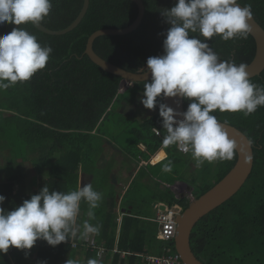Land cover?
<instances>
[{
  "label": "trees",
  "instance_id": "obj_1",
  "mask_svg": "<svg viewBox=\"0 0 264 264\" xmlns=\"http://www.w3.org/2000/svg\"><path fill=\"white\" fill-rule=\"evenodd\" d=\"M143 1L146 12L137 29L125 35H103L94 42V49L102 58L133 72L146 71L147 59L164 52L163 41L170 25L162 11L170 9L177 2ZM239 2L243 6L251 5L253 16L264 28V0ZM83 3L84 0H52L51 12L41 23L53 30L66 28L78 16ZM137 14L138 6L132 0H90V7L83 20L66 34L44 33L31 22L20 26L8 23L0 25V35L10 33L14 27H21L34 34L42 46H51L53 49L44 69L35 73L30 80L17 82L1 94L0 140H4L0 145L14 149L16 140L11 138L16 136L27 150H37L24 157L37 171V176H34L36 189L27 192L22 188L16 189V184L20 181L17 174L6 181H0V194L6 197L3 205L6 210H14L25 199L38 194L45 185L50 191L64 193L79 188V164L84 161L85 142L90 134L99 129L104 119H108L114 111L115 103L134 99L144 92L146 81L134 83L127 89L132 91L129 95L121 94L122 78L103 70L85 54L88 38L93 32L102 28L126 27L135 20ZM207 42L221 59L236 64L250 63L256 52V42L251 34L246 39L227 41L217 35ZM250 80L264 86V71ZM158 101L163 102V98H158ZM189 103V100L184 99L185 110ZM6 111L9 113L5 114ZM213 114L219 121L236 125L244 131L246 126H251V132H256L255 139L252 133H248L257 142L254 147V166L248 181L235 196L199 220L192 230L191 247L206 264H264V106L258 107L248 116L242 112L218 110ZM162 119L158 110L152 117L140 122L137 129H133L134 145L130 147V152L147 158L163 147L167 156L153 166L161 167L163 175L167 174L166 182L173 183L186 166L193 170L197 167L192 168V163L196 162L191 153H183L175 145L165 146L164 139L153 131V127H158L165 137ZM141 142L147 146V150L138 147ZM91 148L93 145L88 146V150ZM56 150H60L62 156L52 161L51 157ZM162 155L163 153L156 156L154 161L161 159ZM237 155L236 152L231 160H218L219 166L215 162L206 161L199 168L202 173L219 168V181L234 166ZM19 159L15 158V161ZM169 162L172 164L171 171H163V165ZM45 167H49L46 176L43 174ZM172 172L176 174L174 179L171 178ZM198 178L199 175L193 174L189 183H198ZM137 183L142 184L141 188L150 186L153 195L145 199L140 188L133 189V185ZM152 185L153 183L140 180L138 174L125 193L123 206L128 202L137 203L139 208L141 206L140 213H144L146 206L152 207L157 201L166 202L169 206L179 205L182 210L189 206L191 200L186 196L176 197L170 188L160 189L161 184L158 182L155 186ZM214 185L205 187L201 193ZM100 193L102 200L99 207L93 210L95 219L89 218V206L82 201L77 226H83L86 220L93 225H101L94 240L112 251L119 222L118 212L114 209L117 205L116 199L112 197L110 203L108 197L115 192ZM135 208L139 209L137 206ZM84 212L86 216L83 215ZM156 235V223L125 215L118 241L119 250L131 252L128 256L129 264H147L148 261L135 255L136 253L163 255L168 253L166 248H171L170 253H177L174 242L160 240ZM72 241L78 242V247H73ZM28 251L29 255L26 256L24 250L12 246L7 253H0V264H39L40 261H47V264H66L68 259L75 260L78 264H87L89 259H97L96 252L88 249L85 239H80L79 235L57 246H50L45 240L38 239ZM124 262L121 254L117 252L112 264ZM99 264L104 263L99 261Z\"/></svg>",
  "mask_w": 264,
  "mask_h": 264
},
{
  "label": "clouds",
  "instance_id": "obj_2",
  "mask_svg": "<svg viewBox=\"0 0 264 264\" xmlns=\"http://www.w3.org/2000/svg\"><path fill=\"white\" fill-rule=\"evenodd\" d=\"M51 9L52 0H0V25L31 22L38 26ZM162 15L170 28L163 41V54L147 59L143 73L150 72L151 81L144 83L141 102L152 110L159 103L166 132L163 144L191 153L197 168L205 161L231 160L240 145L213 113L251 115L264 106V86L251 82L246 63L222 60L207 40L217 35L225 41L246 39L253 30L251 5L241 6L239 0H177ZM52 51L51 46H42L34 34L21 27L0 35V89L30 80L46 67ZM165 97H180L190 103L181 112L158 101ZM171 167V162L166 163L163 171H171ZM5 200L0 194V253L14 246L27 256L38 239L57 246L77 235L86 239L100 232L101 225L87 220L82 231L77 227L81 202L88 204L87 215L95 219L93 210L102 200V193L90 183L67 193L50 191L45 185L14 210L3 207ZM99 261L89 259L87 264ZM66 264L78 262L68 259Z\"/></svg>",
  "mask_w": 264,
  "mask_h": 264
},
{
  "label": "water",
  "instance_id": "obj_3",
  "mask_svg": "<svg viewBox=\"0 0 264 264\" xmlns=\"http://www.w3.org/2000/svg\"><path fill=\"white\" fill-rule=\"evenodd\" d=\"M138 6V14L135 20L128 26L123 28H102L93 32L87 41L85 54L90 59L100 66L103 70L118 75L122 78L120 84V91H124L129 86L136 82H143L151 80V73L133 72L124 69L104 58H102L94 49V42L96 38L103 35H125L137 29L146 12L143 0H132ZM241 6H243L241 4ZM90 7V0H84L81 11L75 20L66 28L53 30L40 23L38 26L33 24L38 30L50 35H62L74 30L85 17ZM253 30L250 33L256 42V52L253 60L248 63V71L250 78L260 75L264 71V28L253 16L252 21ZM163 54V53H162ZM161 55V54H160ZM223 60V59H222ZM131 83V84H130ZM163 103L176 108L178 111H186L184 108V99L180 97L163 98ZM182 117H178L180 119ZM222 122V121H220ZM230 137L234 138L240 145L237 149V161L234 166L226 173V175L217 182L213 187L201 194L199 197L191 200L189 206L182 210L177 215L178 228L177 234L174 238L175 248L177 253L181 256L183 264H206L200 260L194 253L191 247L192 230L196 224L204 216L211 211L230 200L238 191L245 185L254 166V151L252 141L239 128L226 122H222ZM243 149V150H241ZM250 157V159H249ZM166 208L165 205L161 206Z\"/></svg>",
  "mask_w": 264,
  "mask_h": 264
},
{
  "label": "crops",
  "instance_id": "obj_4",
  "mask_svg": "<svg viewBox=\"0 0 264 264\" xmlns=\"http://www.w3.org/2000/svg\"><path fill=\"white\" fill-rule=\"evenodd\" d=\"M131 86H129L128 88H130ZM124 91H121V92H124ZM142 95L143 93H139L134 99L132 98L124 99L119 104L115 103L113 105V108L116 106V109L119 110L121 114H126L134 119H140L139 118L141 116L140 112L141 110L145 109L143 108V103L141 102ZM106 120L107 119H104L102 121V124L100 125L99 129H97L96 131H93L90 134L89 139L86 140L85 142V148L83 147L85 149L84 161H82L79 164L78 187H82L83 185L90 183L93 189L98 192H104V191L115 192L114 195L111 194V196L108 197V202L112 203L111 201L112 197H115L116 202H117V205L116 207H114V209L118 212L117 222H119V224L117 225L118 230L116 234V237H117L116 242L112 250L114 251V255L112 254L113 256L111 258H107L105 260H100V261L102 262L104 261L103 263L105 264H112V261L114 260V257L118 252L121 254L122 259L125 260L124 264H129L128 256L129 254H131V252L120 251L119 245H118L124 216L125 215L136 216V217L142 218L143 220L151 221L157 224V222H155L153 219L157 216L159 211L162 209L161 206L162 205H165L166 207L169 206V204L166 202L157 201L152 205V207L146 206L144 208L145 210L144 213H140L139 210L141 206L139 208L137 203L134 204V203L128 202V204L124 207L122 200L125 196L126 191L133 184V181L135 180L137 175L140 174V180H143L147 183L149 182L150 184L153 183L154 186L156 185L158 181L161 184L160 189H164L165 187L168 186V188L170 187L171 191L175 194L176 197L186 196L190 200H193L194 197L193 199H191L189 195L182 194V192L186 191L190 187L192 188V194H193L194 187L189 182H181L179 178L176 179L175 182L173 183L162 181V179L160 181L159 180L160 178L158 177V175L153 173V168H157L158 166H153V165L163 160L167 156V152L163 148H160L155 154H152L149 157L147 156V158H145L143 155L141 156V154H138V156L134 155L132 152H130L131 151L130 147L133 146L134 143L131 144V146L129 147H125L120 143H116L113 139H111V137L107 133L102 131L101 127H103V124L106 122ZM141 120H145V119H141ZM89 145H93V148H91L90 150H88ZM103 146H105V149ZM138 147L141 150H147V146L143 142L139 143ZM109 149H111L112 155L109 154ZM162 153H163L162 155L163 157L161 159L154 161L155 157ZM61 156H62V153L60 152V150H56L55 153L51 157L53 159L52 161L57 160ZM109 159H112L113 161L109 163ZM48 170H49V167H45L43 174L47 175L49 173ZM175 177H176V174L172 172L171 178L174 179ZM135 206H137V208L139 209L137 210ZM175 206H177L179 210L182 209V207L179 205H175ZM150 211L154 212V215H148ZM83 215L86 216L85 212L83 213ZM79 229L80 231H82L83 230L82 226H79ZM158 231H159V228L157 224V235L156 236L158 239H160L158 237ZM89 236L94 238L96 234H91ZM98 245L100 247H104L102 244H98ZM107 251L109 250L107 249ZM135 255L141 256V258L144 257L145 261H147L145 257L151 256L154 254L144 255L141 253H136Z\"/></svg>",
  "mask_w": 264,
  "mask_h": 264
},
{
  "label": "rangeland",
  "instance_id": "obj_5",
  "mask_svg": "<svg viewBox=\"0 0 264 264\" xmlns=\"http://www.w3.org/2000/svg\"><path fill=\"white\" fill-rule=\"evenodd\" d=\"M4 90H6V89H0V99L2 98L1 94L4 92ZM7 92H9V91H7ZM131 92L132 91L127 90L126 92H122L121 94H124L125 96H127ZM114 108H115L114 111L112 113H110L109 118L103 124V127H101L102 131L107 133L111 137V139H113L116 143H120L125 147H129V146H131V144L134 143V140H133L134 130L133 129H137L140 126V122L143 121L141 119H147L149 117H152V115H154L156 113V111L159 110V103L157 104V107H156L157 110L147 109L143 105V108H145V109L141 110V112H140L141 116L139 115L140 119H134V118H132L126 114H121L119 112V110L116 109V106ZM8 113L9 112L6 111L5 114H8ZM9 135L12 136V133L11 134L9 133ZM1 136H2V134H1ZM11 139L16 140V145L13 146L14 149H11L10 147L4 148L2 145H0V181H6L10 176L17 174V175H19L20 181L16 184V189L22 188L26 192L33 190V189H36L37 185L35 184L36 180H35L34 176L35 175L37 176V171H36L35 167L33 166V164L30 162L28 163V160L24 157H26L27 153H28V155L30 153L33 154L37 150L32 151V152L27 150V147L25 148V145L22 144V142L16 136H14ZM2 140H4V139H1L0 142ZM105 146H103L104 149H105ZM109 154L112 155L111 149H109ZM15 158H20V159L15 161ZM29 161H31L30 158H29ZM111 161H113V160L109 159V163ZM27 163H28V165H26ZM205 163H206V161H205ZM215 164L218 165V160L215 161ZM192 168H196V164L192 163ZM153 173L157 174L158 177L165 178V179H162V181L168 180L167 174L163 175V172L161 171V167L153 168ZM218 173H219V168L218 169L213 168L210 172L204 171L202 173V170H200V168L193 170L191 168L188 169V166H186L183 169L182 173L179 175L181 182H189V178L193 174L199 175V178H198V183L193 185V187L195 188L193 194H192V188H190V187L186 191L182 192V194L189 195L191 197V199H193V197L194 198L197 196L199 197L202 194L201 193L202 189H204L207 186L214 185L215 183L219 182L224 177L223 176L218 181ZM45 176H44V178H45ZM159 180L161 181V179H159ZM153 182H155V181H153ZM158 183H160V182H158ZM141 185L142 184L139 185V183L134 184L133 189L137 190L140 188L141 194L143 193V197L145 199L151 197L153 195V193H151L152 190H151L150 186H149V188L148 187L141 188L140 187ZM152 186H154V184ZM177 192H178V190H177ZM148 215H154V212L150 211L148 213ZM120 217H121V215H120ZM112 254L114 255V251H106L105 254L103 255V257H101L102 258L101 260L111 258L113 256ZM96 258L99 261L100 257L96 256ZM148 264H150V263H148Z\"/></svg>",
  "mask_w": 264,
  "mask_h": 264
},
{
  "label": "built area",
  "instance_id": "obj_6",
  "mask_svg": "<svg viewBox=\"0 0 264 264\" xmlns=\"http://www.w3.org/2000/svg\"><path fill=\"white\" fill-rule=\"evenodd\" d=\"M153 131L160 137L164 139V136L161 130L158 127H153ZM182 152V151H181ZM184 153V152H183ZM182 211L178 209L177 206H168L164 209H161L157 216L153 219L158 224V237L162 240L174 242V238L177 234L178 221L177 215ZM87 248L91 251H95L97 255L101 258L107 251L105 247H100L94 238L88 236L85 239ZM73 247H78V242H71ZM168 253L163 255H151L147 256L146 260L150 264H183L181 256L179 253H170L171 248H166Z\"/></svg>",
  "mask_w": 264,
  "mask_h": 264
},
{
  "label": "flooded vegetation",
  "instance_id": "obj_7",
  "mask_svg": "<svg viewBox=\"0 0 264 264\" xmlns=\"http://www.w3.org/2000/svg\"><path fill=\"white\" fill-rule=\"evenodd\" d=\"M232 125H233V124H232ZM234 126H236V125H234ZM236 127H237V126H236ZM238 128H239V127H238ZM251 128H252L251 126H246V130H245L246 132L244 131V129H241V128H239V129L242 130V131H243V132L249 137V139L252 141V146H253V151H254V147L256 146V143H257V142L254 140V139L256 138V132H251ZM261 132H262V131H260V135H261ZM248 133H252L254 139H252V138L249 136ZM252 170H253V169H252ZM248 179H249V178H248ZM247 181H248V180H247ZM245 184H246V183H245ZM242 188H243V187H242ZM242 188H241V189H242ZM241 189H240V190H241ZM240 190H239V191H240ZM239 191H238V192H239ZM223 204H224V203H223Z\"/></svg>",
  "mask_w": 264,
  "mask_h": 264
}]
</instances>
